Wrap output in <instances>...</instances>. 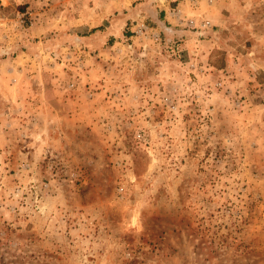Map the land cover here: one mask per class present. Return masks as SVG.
Returning <instances> with one entry per match:
<instances>
[{
    "label": "rangeland",
    "instance_id": "1",
    "mask_svg": "<svg viewBox=\"0 0 264 264\" xmlns=\"http://www.w3.org/2000/svg\"><path fill=\"white\" fill-rule=\"evenodd\" d=\"M0 264H264V0H0Z\"/></svg>",
    "mask_w": 264,
    "mask_h": 264
},
{
    "label": "built area",
    "instance_id": "2",
    "mask_svg": "<svg viewBox=\"0 0 264 264\" xmlns=\"http://www.w3.org/2000/svg\"><path fill=\"white\" fill-rule=\"evenodd\" d=\"M191 22L193 23V20H191ZM207 24H209V20H203L201 23L202 26H207Z\"/></svg>",
    "mask_w": 264,
    "mask_h": 264
}]
</instances>
